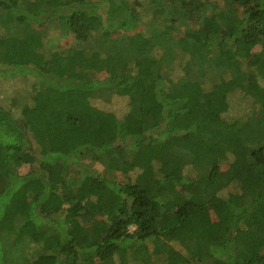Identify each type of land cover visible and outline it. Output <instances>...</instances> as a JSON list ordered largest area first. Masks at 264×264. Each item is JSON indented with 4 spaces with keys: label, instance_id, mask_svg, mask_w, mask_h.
Here are the masks:
<instances>
[{
    "label": "trees",
    "instance_id": "obj_1",
    "mask_svg": "<svg viewBox=\"0 0 264 264\" xmlns=\"http://www.w3.org/2000/svg\"><path fill=\"white\" fill-rule=\"evenodd\" d=\"M150 4L0 0V264H264V0Z\"/></svg>",
    "mask_w": 264,
    "mask_h": 264
},
{
    "label": "rangeland",
    "instance_id": "obj_2",
    "mask_svg": "<svg viewBox=\"0 0 264 264\" xmlns=\"http://www.w3.org/2000/svg\"><path fill=\"white\" fill-rule=\"evenodd\" d=\"M121 1V0H117ZM131 1V0H129ZM143 2V6L139 9L143 15L142 23L140 28L137 30V32H146L147 29H149V23L154 15V11L151 9V0H141ZM46 28L48 29L47 36L44 40H40V38H37L36 42H32V45L36 43L38 46L41 45L43 47V50L47 54L50 50V47H56L59 50L75 46L78 48V50L84 51L85 45H79L75 38L70 35H64L61 33V26L58 22L52 20L51 22L46 25ZM30 41H24L22 46H30ZM259 48H256L254 51H258ZM240 53V52H239ZM229 53H227L228 55ZM101 78H105L107 76L106 73L100 74ZM144 82V81H143ZM231 83V82H230ZM229 83H226L222 90H220V95L223 103L229 105V110L226 114V118L228 120H233L235 118L245 116L247 113H249L250 106L248 105L249 102L243 99V97L238 96L237 93L233 96L226 93V88H229ZM32 86V78L27 76L24 80V78H17L16 80L11 79H0V98L3 101L8 102L10 98L17 96L20 101H26V102H32V98L35 94V89H31ZM142 87H144V84L142 83ZM141 87V89H142ZM139 85H137V88L135 91L141 90ZM35 91V92H34ZM95 106L99 107L100 109L114 112L118 117L123 118L124 115L128 112V99L123 97H113L109 102H103L101 100H95L94 102ZM194 112V111H193ZM132 121V120H130ZM264 158V154H261ZM99 168H101L99 166ZM102 169V168H101ZM27 171V167H24L20 170L21 173H25ZM118 178L120 180L123 179V177L118 173ZM234 191V189H232ZM1 191V189H0ZM203 214L207 212V209L205 207L200 208ZM211 213V210H210ZM211 219L213 221L216 220V217L213 213H211ZM131 231H134V228H131ZM178 248V247H177Z\"/></svg>",
    "mask_w": 264,
    "mask_h": 264
}]
</instances>
